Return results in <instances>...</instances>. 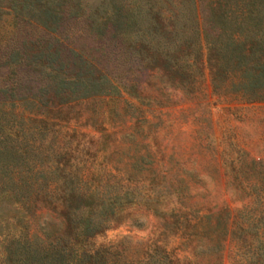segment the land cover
Returning a JSON list of instances; mask_svg holds the SVG:
<instances>
[{
    "label": "rangeland",
    "instance_id": "1",
    "mask_svg": "<svg viewBox=\"0 0 264 264\" xmlns=\"http://www.w3.org/2000/svg\"><path fill=\"white\" fill-rule=\"evenodd\" d=\"M243 1L0 0V107L21 114L19 119L8 116L1 122L0 145L13 144L16 153L0 156V166L20 168L29 160L45 168L51 161L48 153L62 150L68 173L89 174L97 190L124 194L126 187L134 188L123 182L124 150L136 139L139 150L156 162V169L166 165L182 178L203 177V186L196 185V190L208 203L216 195L211 178L219 168L230 180V204L239 208L232 178L247 170L237 168L251 159L264 163V102H246L231 91L212 93L205 43L211 39L206 34H212L207 19L222 12L228 16L246 12ZM117 6L122 14L141 21L140 26L126 19L118 27ZM151 14L176 18L177 29L166 22L160 33L149 37L145 30L151 31ZM194 17L200 25L201 59L192 38ZM171 55L180 59L183 83L163 67ZM77 56L87 59V64ZM51 58L60 59L63 66L58 68ZM49 75L83 84L104 76L116 90L108 96L80 99L78 92L73 95L70 90L55 96L54 88L48 87L41 91L38 103L27 101L32 87ZM11 97L16 98L14 105L7 99ZM29 116L47 121L42 137L33 138L36 123L29 122ZM129 118L138 120L132 139L123 136ZM38 147L43 151L38 152ZM173 206L170 202L125 205L94 243L111 245L125 237L158 236L155 212ZM33 212L0 192V264H11L7 242L26 238L28 227L42 222L32 218ZM43 218L52 219L48 214ZM159 241L169 252L184 256L179 238L162 235ZM235 252L229 249L226 264Z\"/></svg>",
    "mask_w": 264,
    "mask_h": 264
},
{
    "label": "trees",
    "instance_id": "2",
    "mask_svg": "<svg viewBox=\"0 0 264 264\" xmlns=\"http://www.w3.org/2000/svg\"><path fill=\"white\" fill-rule=\"evenodd\" d=\"M242 3L246 12L230 16L222 12L207 19L212 34H206L211 39L205 43V60L212 93L231 91L246 102L259 103L264 102V0H246ZM150 16L153 20L151 31L145 30L149 37L160 33L166 27V22L170 29H177L176 18L165 20L160 14ZM126 19L137 28L141 24L130 14H122V8L117 6L115 21L118 27ZM191 28L192 38L196 39L195 48L198 46V58L200 56L201 59L200 25L195 17ZM209 52H214V55L211 56ZM56 57L61 58L59 54ZM77 58L80 63L87 64L84 57ZM192 58L197 59V52ZM51 60L57 63L58 68L63 66L60 59ZM179 61L178 56L171 55L163 67L171 70L182 82ZM178 67L180 70H177ZM48 87L54 88L55 96L70 90L73 95L78 92L80 99L108 96L116 90V86L104 76L83 84L79 80L49 75L38 86L32 87L27 101L38 103L42 99L41 91ZM7 99L12 100L10 103L14 105L15 97ZM8 116L21 118L19 112L4 110L1 106L0 125ZM26 119L36 123L33 138L42 137L48 126L47 121L34 116ZM137 121L129 118L124 128V138L132 139ZM5 138L15 142L11 135H5ZM130 142V146L124 150L123 182L125 187L134 184V188L128 190L130 188L126 187L124 194L97 190L96 186L91 185L93 178L89 174L68 173L62 150L55 154L48 153L51 161L45 168L43 164L40 166L29 160L23 162L20 168L10 164L0 166V192L10 194L25 210L38 211V214H31L32 218H42L41 223L38 221L33 228L28 227L26 238L18 236L7 242L5 252L11 264H226L230 248L236 251L230 264H264L262 161L251 159L237 168L247 172L242 171L232 178L238 189L233 192L237 197L236 203L241 205L234 208L227 197L230 180L219 168L211 178L217 188L216 195L208 203L196 190V185L203 186V177L182 178L169 172L166 165L156 169V162L148 152L139 150L137 140ZM14 146L10 143L9 146L0 145V156L16 153L12 148ZM36 149L43 151L39 147ZM159 202H170L175 206L166 212H155L159 221L155 229L158 236L146 240L125 237L111 245L94 243V239L120 216L125 205L148 206ZM46 214L52 219L46 221L43 218ZM162 235L179 238L180 251L184 256L169 252L159 241Z\"/></svg>",
    "mask_w": 264,
    "mask_h": 264
}]
</instances>
